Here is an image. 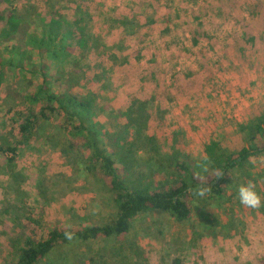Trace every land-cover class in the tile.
<instances>
[{
	"label": "rangeland",
	"instance_id": "obj_1",
	"mask_svg": "<svg viewBox=\"0 0 264 264\" xmlns=\"http://www.w3.org/2000/svg\"><path fill=\"white\" fill-rule=\"evenodd\" d=\"M2 1L0 11H18L30 32L52 14L68 25L90 20L97 47L77 55L84 77L76 92L93 95L98 110L114 101L123 112L136 100L147 104L148 135L165 158L178 152L202 159L212 142L239 152L248 145L245 128L264 116V0ZM27 69L0 72V264L12 260L30 208L47 229L105 222L116 212L104 187L64 153L63 120L43 121L34 136L17 137L24 110L37 108L28 100L32 84L41 82ZM98 116L109 121L106 113ZM8 147L16 157L1 152ZM261 158L230 176L225 196L197 202L189 222L152 213L127 240L148 264H264V209L245 208L236 193L238 184L254 180L264 197ZM123 243L75 244L63 253L77 264H133L138 254L124 252V263L105 255Z\"/></svg>",
	"mask_w": 264,
	"mask_h": 264
},
{
	"label": "trees",
	"instance_id": "obj_2",
	"mask_svg": "<svg viewBox=\"0 0 264 264\" xmlns=\"http://www.w3.org/2000/svg\"><path fill=\"white\" fill-rule=\"evenodd\" d=\"M89 21L82 18L68 25L52 14L30 32L18 11H0V72L14 73L28 68L32 75L41 78L39 84L30 83L33 92L28 100L37 108L24 110L17 137L24 140L34 136L43 121L54 117L63 120L69 140V150L64 153L76 159L80 173L95 178L104 187L116 209L105 222L47 229L30 208L23 219L26 231L14 244L15 254L7 264H57L59 260L63 261L59 264H77V259L63 253L65 248L115 240L125 243L105 255H113L124 263L127 261L124 252L129 251L134 256L138 254L133 264H148L140 249L127 240L140 218L156 213L170 215L179 224L189 222L197 202L202 204L225 196L230 176L246 169L250 157L264 155V116L245 128L248 145L241 151L230 152L218 142L207 145L205 153L210 164L207 172H202L198 166L202 159L178 152L170 158L164 157L158 140L148 135L147 104L136 100L123 112L114 101L98 110L93 95L86 97L76 92L84 77L79 76L82 71L79 72L81 62L77 55L97 47L98 40L89 32ZM60 62L72 70L55 69L54 64ZM101 113L108 115L106 124L98 120ZM1 152L16 157L17 149L2 148ZM14 161V158L9 160ZM216 171H223V176L214 178ZM162 176L163 180L159 181ZM167 177H171L169 181ZM201 184L211 187L204 198L189 191L190 187ZM66 231L74 233L72 241L65 238ZM54 256L58 257L52 260ZM95 261L90 262L98 264ZM175 264L181 261L176 260Z\"/></svg>",
	"mask_w": 264,
	"mask_h": 264
},
{
	"label": "clouds",
	"instance_id": "obj_3",
	"mask_svg": "<svg viewBox=\"0 0 264 264\" xmlns=\"http://www.w3.org/2000/svg\"><path fill=\"white\" fill-rule=\"evenodd\" d=\"M250 163L255 165L257 163L256 158L250 157ZM261 163H264V158H261ZM210 162H208L207 157L202 158L199 163V167L202 172H207ZM223 171H216L214 178H221L223 176ZM189 191L198 198H204L211 192V187L208 185H197L195 187H190ZM237 198L241 205L245 208L252 210L264 209V197H262L256 190V183L254 180H248L246 183H240L236 188ZM65 238L68 241L74 239V233L66 231L64 233Z\"/></svg>",
	"mask_w": 264,
	"mask_h": 264
}]
</instances>
